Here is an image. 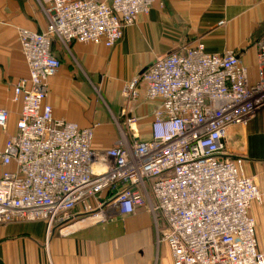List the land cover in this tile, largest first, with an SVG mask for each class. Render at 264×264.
Masks as SVG:
<instances>
[{
  "label": "built area",
  "instance_id": "obj_1",
  "mask_svg": "<svg viewBox=\"0 0 264 264\" xmlns=\"http://www.w3.org/2000/svg\"><path fill=\"white\" fill-rule=\"evenodd\" d=\"M37 1L47 28L18 29L28 75L14 87L13 101L21 103L14 133L0 108V134H7L0 143V225L45 222L51 231L73 220L78 207L95 219L111 207L125 215L147 208L165 223L159 242L173 264H264L251 215L263 194L244 174V160L225 156L230 127H247L264 110V40L256 82L236 53L209 54L203 42L157 56L123 89L136 98L141 85L147 100L160 101L151 139L141 141L138 119L128 116L116 145L96 149L95 127L55 118L46 101L61 67L53 44L113 48L163 0Z\"/></svg>",
  "mask_w": 264,
  "mask_h": 264
},
{
  "label": "crops",
  "instance_id": "obj_2",
  "mask_svg": "<svg viewBox=\"0 0 264 264\" xmlns=\"http://www.w3.org/2000/svg\"><path fill=\"white\" fill-rule=\"evenodd\" d=\"M136 25L126 28L113 48L73 42L60 44L53 54L61 61L49 79L47 103L55 118L95 127L94 148L106 149L121 138L128 116L138 119L139 139H151V126L160 101L145 98L139 86L136 98L123 95L124 87L140 77L159 55L178 52L198 42L209 54H237L248 68L251 82L258 79L257 44L264 40V0H163ZM47 18L37 0H0V108L7 109L9 134L16 130L21 103L13 101L15 85L27 77L18 29L43 32ZM95 90L101 95L96 96ZM121 124V125H120ZM127 129V130H126ZM125 132L134 140L131 131ZM7 134H0L3 146ZM225 156L242 158L244 174L263 194L253 204L258 246L264 252V110L247 127L228 131ZM75 218L51 231L43 222L0 225V264H173L170 249L159 242L165 223L142 208L122 214L107 208L101 218Z\"/></svg>",
  "mask_w": 264,
  "mask_h": 264
},
{
  "label": "rangeland",
  "instance_id": "obj_3",
  "mask_svg": "<svg viewBox=\"0 0 264 264\" xmlns=\"http://www.w3.org/2000/svg\"><path fill=\"white\" fill-rule=\"evenodd\" d=\"M55 44H58V43L55 42ZM95 94H96V96L101 95L100 92H98L97 90H95ZM70 222H71V221H70ZM70 222H68V224H71V223H72V222H71V223H70ZM43 223H45V222H43ZM27 224H28V223H27ZM45 224H46V223H45Z\"/></svg>",
  "mask_w": 264,
  "mask_h": 264
},
{
  "label": "trees",
  "instance_id": "obj_4",
  "mask_svg": "<svg viewBox=\"0 0 264 264\" xmlns=\"http://www.w3.org/2000/svg\"><path fill=\"white\" fill-rule=\"evenodd\" d=\"M53 46H55V42H54Z\"/></svg>",
  "mask_w": 264,
  "mask_h": 264
}]
</instances>
